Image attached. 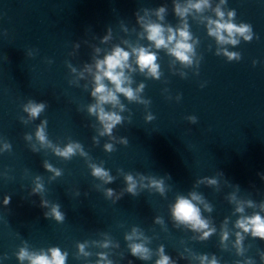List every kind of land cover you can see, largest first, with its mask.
<instances>
[{
	"label": "clouds",
	"instance_id": "1",
	"mask_svg": "<svg viewBox=\"0 0 264 264\" xmlns=\"http://www.w3.org/2000/svg\"><path fill=\"white\" fill-rule=\"evenodd\" d=\"M228 0H172V13L177 20L175 25L166 20L168 15L167 4H162L156 8H141L134 13L136 25L140 31L136 32L133 28L131 31L136 32L137 39H121L120 43H112L113 30L107 28L106 34L99 37V44L106 47H99L95 44L90 45L92 48L91 62H86L80 67H74L66 61V66L70 71L72 78L68 81L70 86L80 87V82L85 81L83 88H90V98L93 101L86 106L87 114L94 117L96 124L93 125L97 133L92 137L93 144H99L100 137H107L110 142L103 145V150L107 153L115 151V145L128 144L126 137L117 138L113 135L114 129L122 125L126 119L122 115L129 111L122 102L123 97L128 103L144 105L148 108L151 101L144 99L142 93L145 90V83L140 82L133 87L134 74L139 73L146 79L160 80L162 76L160 57L158 53L163 51L168 57L169 69L173 74H178L181 78L187 77L184 69H193L194 74H199V67L203 57L198 55L197 48L200 39L192 33L190 29L189 18L198 25H203L206 29L207 36L214 40L216 48L215 55L222 56L227 62L240 61L241 53L230 51L229 48L238 46L241 41L251 42L254 39L252 25L246 22L237 23L236 10L227 8ZM142 13V14H141ZM120 29L124 33H129V28L123 23ZM259 39L258 36L255 37ZM97 39V37H93ZM142 41H146L144 44ZM88 43L87 40L84 41ZM74 50L80 48V44L73 46ZM211 50V46H209ZM75 53H69L74 55ZM29 56L33 55L32 51L28 52ZM52 63L51 60L48 61ZM253 65L257 61L253 60ZM179 65V68L176 66ZM165 91H167L165 89ZM170 98V97H169ZM181 99L180 95L176 100ZM48 107L46 102H37L29 99L22 105V111L26 114L20 117L21 123L27 125L37 120ZM131 122L130 115L127 118ZM145 122H151L155 116L147 112L144 117ZM186 119L192 123H197L196 116H188ZM46 119L40 120L32 134H25L24 139L29 142L33 153L41 150H50L56 157L63 160H70L79 154L85 158L90 174L93 178L101 183L96 185L99 190L103 185L112 184L116 177L103 166V161L99 164L91 162L89 154L84 150L82 144L71 141L61 147L54 144L47 134ZM34 141V142H33ZM11 144L7 141L0 146V152H10ZM43 168L51 173L49 180H55L62 175V170L54 167L47 160L43 161ZM118 174L123 176L125 187L117 192L113 188H103V194L106 199L111 200L114 204L119 201L126 193L136 197L143 190L156 192L161 197H165L169 186L166 185L165 179H171L166 174L163 177L144 175L142 173H125L122 169L117 170ZM260 179L264 181V173H258ZM218 176L224 177L223 172ZM225 183H229L225 179ZM32 188L28 193L29 196H40V207L46 209L44 217L52 219L57 223L65 221V213L61 211L58 203L50 202L44 198L45 185L40 175L34 177ZM201 185L213 187L217 191L220 189V181L217 177H202L195 181L193 189ZM235 190L226 196L230 205L233 206L232 216L236 219L231 221V217H225L219 225V231L213 222L211 215L205 216L204 213L211 214L213 205L208 202L204 195L195 190L189 191L187 195L177 194L173 203L169 205V214L172 225L176 229L187 230L193 235L192 240L204 242L209 240L213 235H219V247L223 251L234 249L237 259L234 264H256L253 257L246 256L248 249L244 244L246 238L264 241V200L256 202L251 198H241L237 195L240 191L238 185H231ZM80 193L77 192L76 195ZM11 202V196L3 197V205L6 207ZM248 210H251L250 212ZM231 222V227H229ZM154 224L160 225L162 230L167 231L165 221L162 217L156 216ZM101 239L85 240L76 243L75 258L77 260H88L95 255L97 259L95 264H114L110 256L114 255L115 249L120 248L118 242H114L107 233H101ZM230 237H234L230 239ZM126 242L128 253L136 259L144 262L153 261L154 264H177V260L166 254L165 246L160 244L155 249L149 247L152 238L145 235L143 229L138 226H132L130 231L126 232L123 237ZM90 248L99 249L93 253ZM18 264H67L68 252L61 250L58 246L41 248L38 250L30 249L26 241H22V246L14 253ZM260 264H264V250H257ZM4 254L0 259H8ZM123 258V254H121ZM178 258L187 260L188 264H221V260L215 254L196 253L190 248L185 247L183 252L178 253ZM128 264H132L129 261Z\"/></svg>",
	"mask_w": 264,
	"mask_h": 264
}]
</instances>
